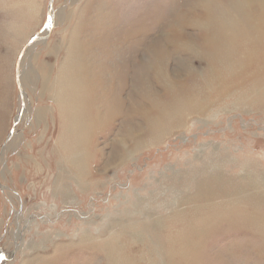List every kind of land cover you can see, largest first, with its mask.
Here are the masks:
<instances>
[{
	"label": "rangeland",
	"instance_id": "obj_1",
	"mask_svg": "<svg viewBox=\"0 0 264 264\" xmlns=\"http://www.w3.org/2000/svg\"><path fill=\"white\" fill-rule=\"evenodd\" d=\"M0 258L264 264V0H0Z\"/></svg>",
	"mask_w": 264,
	"mask_h": 264
},
{
	"label": "water",
	"instance_id": "obj_2",
	"mask_svg": "<svg viewBox=\"0 0 264 264\" xmlns=\"http://www.w3.org/2000/svg\"><path fill=\"white\" fill-rule=\"evenodd\" d=\"M51 4H52V2H51ZM50 9H51V8H50ZM49 16H50V17H49V20H51V12H50V15H49ZM49 25H50V21L48 22L46 28L43 29V31H42L39 35L35 36V37L31 40V42H30L29 44H27V46L25 47V49H24L22 55L20 56V59H19L18 64H20V62L22 61V58H23L25 52L27 51V49H29L33 44H35V43L37 42V40L39 39L40 35H41L42 33H44V32L47 30V28L49 27ZM17 70H18V72H19V66H18V69H17ZM18 78H19V76H18ZM23 111H24V110H23ZM13 135H14V131L11 133V138H12ZM8 142H9V140H8ZM1 259H2V258H0V260H1Z\"/></svg>",
	"mask_w": 264,
	"mask_h": 264
},
{
	"label": "bare ground",
	"instance_id": "obj_3",
	"mask_svg": "<svg viewBox=\"0 0 264 264\" xmlns=\"http://www.w3.org/2000/svg\"><path fill=\"white\" fill-rule=\"evenodd\" d=\"M52 15V14H51ZM52 17V16H51ZM52 28V24H50L49 25V27L47 28V30H46V34H48V32L50 31V29ZM46 34H45V36H46ZM40 40H42V36L41 37H39V39L37 40V42H39ZM35 44H33L30 48H32L33 46H34ZM25 95V94H24ZM24 112H22L21 113V115L17 118V124L20 122V120H21V118H22V114H23ZM25 113H27L26 111H25ZM25 113H24V115H25ZM15 136V135H14ZM11 139V138H10ZM2 158V157H1Z\"/></svg>",
	"mask_w": 264,
	"mask_h": 264
},
{
	"label": "crops",
	"instance_id": "obj_4",
	"mask_svg": "<svg viewBox=\"0 0 264 264\" xmlns=\"http://www.w3.org/2000/svg\"><path fill=\"white\" fill-rule=\"evenodd\" d=\"M36 44V43H35Z\"/></svg>",
	"mask_w": 264,
	"mask_h": 264
}]
</instances>
